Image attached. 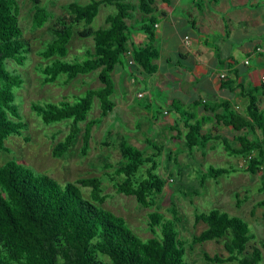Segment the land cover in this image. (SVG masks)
I'll return each mask as SVG.
<instances>
[{
    "label": "trees",
    "instance_id": "16d2710c",
    "mask_svg": "<svg viewBox=\"0 0 264 264\" xmlns=\"http://www.w3.org/2000/svg\"><path fill=\"white\" fill-rule=\"evenodd\" d=\"M168 3V0H161ZM32 2L33 29L44 27L51 18L46 7L39 0ZM155 0H89L86 4L72 2L67 4V18H58L51 29L52 39L47 42L38 56L46 61L38 72L42 84H53L62 78V85L70 84L78 76L96 72L101 84L97 89H88L75 102L59 103L33 102L31 110L45 125L61 122L68 123V131L51 151L54 158L62 157L72 147L81 131V154L89 149L92 128L100 124L115 105L111 101L114 93L112 73L116 67L129 69L130 77L137 73L150 76L157 71L154 64L159 52L153 46L155 25ZM101 6L114 8L112 14L104 19V26L94 29L92 22ZM141 16L139 32L147 41L144 46L128 43L134 28V13ZM19 7L16 0H0V151L9 152L4 142L10 136H22L26 124L15 100L14 90L20 88L23 81L19 75L7 68L11 61L18 66L24 65L28 49L23 40L18 22ZM83 24L78 32L80 38L92 40V49L86 50L82 60H65L68 45L75 27ZM224 63H222L223 65ZM230 64L227 63V67ZM233 79L226 78L222 85L230 92L238 88L237 96L243 102V111L235 110L227 100L216 104L193 101L188 106L179 103L173 107L183 127L177 123L170 128L175 131L171 140L181 141L182 149L192 154L203 151L208 144L217 142L223 146L228 156L240 157L245 166L239 168H215L208 166L199 174L198 185L203 186L207 179L217 182L223 176L235 172L256 174L264 171V112L259 103L264 99V84L258 86L243 85L236 82L242 75L233 69ZM94 99L99 102L100 114L96 119L87 120ZM198 110L210 116L198 117ZM213 124L230 127L232 141L225 135L212 130L203 132V125ZM243 130L259 131V136L250 139ZM244 131V132H245ZM153 153L145 152L121 142L122 165L114 170L120 178L116 191L132 196L144 207H153L156 198L165 186V179L157 173L156 157L163 153V146L150 143ZM168 161L178 164V153L164 154ZM145 176L137 179L140 168L145 167ZM100 180L96 177L79 179L63 185L46 174H35L30 168L14 159L0 165V264H185V245L189 247L208 241L223 242L226 256L203 253L205 261L213 264H261L262 253L253 247L247 251L248 243L254 236L249 232L248 224L237 216H230L218 209L208 212H195V223L201 222L206 229L193 235L190 242L178 237L176 222L178 212L171 205V218L158 212L147 215L148 230L152 235L143 240L134 234L126 221L100 207L104 196L101 194ZM89 187V198L82 196L78 187ZM189 194H197L196 186H190ZM259 192H264V180ZM183 195V193H181ZM238 205L240 202H237ZM264 207V199L254 208ZM264 249V243L262 244Z\"/></svg>",
    "mask_w": 264,
    "mask_h": 264
},
{
    "label": "rangeland",
    "instance_id": "374dc122",
    "mask_svg": "<svg viewBox=\"0 0 264 264\" xmlns=\"http://www.w3.org/2000/svg\"><path fill=\"white\" fill-rule=\"evenodd\" d=\"M16 1L19 7V27L29 52L24 65L18 66L9 61L7 68L12 73L19 75L23 81L21 87L14 90V94L26 127L22 136H10L6 139L4 147L9 152L0 151V165L14 159L30 168L35 174H46L61 185L67 182L74 183L79 179L98 178L101 183V194L104 196L103 202L98 203V205L115 216L123 218L131 231L143 240L152 236L148 230L147 215L155 211L163 214L166 218H171L169 212L171 205H174L178 212L179 220L176 222L178 237L187 242H190L193 235H198L206 229V225L201 222L195 223V212H208L210 209H218L230 216H237L248 224L249 232L254 236L247 245V251L253 247L259 248L262 253L261 264H264V249L262 248L264 243V207L254 208L258 201L264 199V192H259L261 182L264 180V171L254 175L238 171L223 176L217 182L207 179L203 186H199V174L204 172L208 166L237 169L240 166L244 167L245 161L240 157L228 156L223 146L217 142L213 143L214 146L211 149L206 147L205 150H195L192 154L183 150L181 141L170 139L174 132L168 131L169 123L162 119V110H166L163 100H160L162 93L159 98L160 102L157 101L159 107L156 106V103L150 106L146 105L145 100H137V98L135 100L141 106H137L134 101L130 102L129 100L128 102L133 105H127V102L123 103L112 95L110 99L114 102L115 107L102 119L100 124L92 128V136L86 155L83 156L80 151L84 123L80 124L81 131L72 147L62 157L54 158L51 155L53 147L67 133L68 123L45 125L31 110L30 104L33 102L39 104L59 103L60 101L75 102L88 89H97L101 84L96 78V72H92L88 75L78 76L68 85H62V78L53 84L43 85L38 68L46 61L38 56V52L52 39L51 29L56 20L68 17L67 4L72 2L86 4L89 0H39L51 15L46 25L40 29H33L31 25L33 14L31 0ZM260 1L261 3L264 2V0ZM113 12V7L101 6L91 27L94 29L103 27L105 17ZM136 13L138 12L134 13L133 20L137 17ZM132 21H127V23L130 24ZM83 28V24L74 28L65 60L70 62L74 59L82 60L85 51L92 49L90 38L84 39L78 36V32ZM242 57L243 55L239 53V58ZM116 73L117 71L111 75L114 90L115 85L119 86L120 83L124 82L123 78L119 79ZM129 81L130 84L136 86L133 89L134 94L137 91H150V88L147 87L146 78L141 81L129 77ZM151 94L157 100L158 97L153 93ZM262 108H264L263 105ZM99 114V102L94 99L92 108L87 114V120L96 119ZM149 114L153 116V119L159 116L160 120L152 122L149 120ZM244 131L240 134L246 133L250 139H254L260 134L257 130L255 132ZM222 132L233 142L232 136L235 133L232 134L225 130ZM147 138L150 143L163 146V153L156 157V161L158 162L157 173L166 182L153 207L141 206L132 196L118 193L116 185L120 178L114 175V170L123 163L121 142H127L129 145L144 151L145 156H149L153 150L146 143ZM233 144L236 145L234 142ZM168 152L178 153V164L166 159L164 154ZM145 169L146 166L139 169L136 174L137 179L145 176ZM192 185L196 186L197 194H189L188 188ZM78 187L82 196L90 199V188L79 185ZM238 201L240 202L239 205ZM222 244V241L217 243L208 241L192 247L186 244L185 264H213L204 260L203 253L210 256L214 254L226 256Z\"/></svg>",
    "mask_w": 264,
    "mask_h": 264
},
{
    "label": "crops",
    "instance_id": "0c3cea01",
    "mask_svg": "<svg viewBox=\"0 0 264 264\" xmlns=\"http://www.w3.org/2000/svg\"><path fill=\"white\" fill-rule=\"evenodd\" d=\"M155 25L153 46L159 52V58L154 61L157 71L150 76L135 74L133 80L144 81L150 91L133 93L135 84H130L129 69L116 67L113 74L123 78L124 82L115 85L113 95L127 105L130 102L145 100L146 105L159 104L160 94L166 110H162V119L168 123V131L177 123L183 131L178 114L173 107L190 105L193 101L216 104L229 101L238 112L243 111V102L238 98V88L230 92L222 85L226 78L233 79V69L240 75L236 82L243 85L258 86L264 84V2L260 0H168V3L155 0ZM130 23L134 26L129 50L133 46L147 44L145 36L139 32L140 14ZM189 38V44L184 46L183 38ZM243 55L242 58H239ZM247 60L248 64H244ZM222 63H224L222 65ZM227 63L230 64L227 67ZM223 75V77H221ZM120 82V80H119ZM119 94H118V93ZM155 94L157 100L151 94ZM141 95V96H138ZM140 98V99H139ZM185 100V101H183ZM160 102V101H159ZM264 99L259 108L264 112ZM159 107V106H158ZM240 107V110H239ZM161 112V110H160ZM166 115V116H164ZM148 116V115H146ZM210 116L198 110V117ZM149 120L158 122L160 117ZM148 120V121H149ZM182 128V129H181ZM212 130L225 135L222 131L232 132L230 127L213 124L203 125V132ZM226 136V135H225ZM233 137V136H232ZM214 145L208 144L211 149Z\"/></svg>",
    "mask_w": 264,
    "mask_h": 264
},
{
    "label": "built area",
    "instance_id": "2783aa9c",
    "mask_svg": "<svg viewBox=\"0 0 264 264\" xmlns=\"http://www.w3.org/2000/svg\"><path fill=\"white\" fill-rule=\"evenodd\" d=\"M183 44H184V46H187V45L189 44V38H188L187 36H185V37L183 38ZM244 64H245V65L248 64V61L245 60V61H244ZM221 77H223V75H221ZM261 82L264 83V76L261 77ZM138 96H141V95H138Z\"/></svg>",
    "mask_w": 264,
    "mask_h": 264
}]
</instances>
